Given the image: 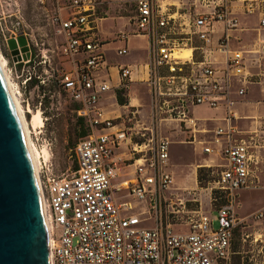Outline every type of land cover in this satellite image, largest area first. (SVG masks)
<instances>
[{"label":"built area","instance_id":"obj_1","mask_svg":"<svg viewBox=\"0 0 264 264\" xmlns=\"http://www.w3.org/2000/svg\"><path fill=\"white\" fill-rule=\"evenodd\" d=\"M236 3L245 15L258 16L264 29V0H190L186 6L135 0L132 34L148 42L143 83L151 123L146 127L139 125L136 111L108 116L101 106L107 92L127 88L139 71L136 65L115 64V82L110 70L101 76L110 68L97 36L102 0H56L60 55L68 63L57 73L56 87L76 106L74 113L89 131L71 149L74 169L54 173L46 166L38 173L49 264H229L233 237L245 223L236 212L239 195L264 189V145L255 132L243 135L235 122L246 118L232 109L259 77L246 64L250 51L231 47L238 28L232 11ZM118 40L125 44L115 53L126 55L128 34ZM28 46V54L20 60L15 55L9 68L22 87L40 79L35 48ZM259 53L263 61L264 42ZM200 106L221 109L223 124L199 129L193 111ZM162 118L179 122L185 143H198L203 153H213L211 145L221 150L224 163L210 188L209 213H162L167 201L182 209L186 201L166 195L173 184L167 170L170 141L154 126ZM130 167L131 178L114 182ZM134 201L145 203L147 217L132 212ZM250 217L261 219L263 213ZM258 264H264V241Z\"/></svg>","mask_w":264,"mask_h":264},{"label":"rangeland","instance_id":"obj_2","mask_svg":"<svg viewBox=\"0 0 264 264\" xmlns=\"http://www.w3.org/2000/svg\"><path fill=\"white\" fill-rule=\"evenodd\" d=\"M110 7L108 18L104 23L117 31L112 38L103 44L106 59L110 63L138 65L139 71L133 76V84L129 96L135 95L142 103L138 108L128 105L127 88L119 90L120 96L126 101V105H120L115 93L112 115H124L127 111H136V120L139 125L149 126L151 123L149 92L144 85V63L148 57V42L146 37H135L132 33L134 0H108ZM56 15V0H0V54L6 60V71L17 87L20 106L26 119L28 136L38 157V173L46 166H50L54 173L72 170L75 162L71 155V149L87 133V127L77 119L73 111L71 101L56 87L57 73L68 68V63L63 61L60 55V44L63 37L58 25L54 22ZM254 18V17H253ZM128 34V53L118 56L115 50L121 46L117 41L120 34ZM22 35L30 46L35 48L37 54V67L35 73L40 79H35L22 87L12 78L9 68L13 56L8 48V41ZM99 35V36H98ZM98 37L104 36L102 26L98 28ZM134 36V37H132ZM102 40V39H100ZM258 56L251 57L250 66L254 72L264 69V60ZM40 61V62H38ZM264 87V75L261 84L252 85L239 102L233 106V110L239 116H255L235 122L243 135H251L255 132L256 139L264 145V94L258 96L259 89ZM259 103V104H257ZM107 107V106H105ZM31 112H41L43 126H35ZM138 110L141 112L138 113ZM223 115L221 109L212 110L205 106L194 109L193 116L199 119V129L211 130L223 122L219 119ZM28 123V124H27ZM156 132L167 137L170 141V158L167 170L173 176V184L166 193L167 198L175 201L182 198L185 208L177 204L162 206L163 215L171 216L170 211H179L176 215L186 217L194 216L196 212L209 213L213 208L211 202V185L216 179L223 165L221 150L211 145L213 153L205 154L198 143H185L186 133L179 122L171 119L154 120ZM210 134V133H209ZM208 134V135H209ZM253 135V134H252ZM198 137L201 135L198 134ZM43 151L49 156L44 157ZM205 163L213 166L206 168ZM196 170V176L194 171ZM197 173L199 178L197 179ZM130 199V198H128ZM239 205L236 208L237 216L245 218L244 225L235 232L232 240V255L229 264H258L261 246L264 241V189L242 191L239 195ZM133 213L144 214L146 205L143 201H134ZM188 210L189 213L185 211ZM191 211V212H190ZM261 211L263 218L255 219L250 215ZM215 217V213H212ZM213 227H217L216 221Z\"/></svg>","mask_w":264,"mask_h":264},{"label":"water","instance_id":"obj_3","mask_svg":"<svg viewBox=\"0 0 264 264\" xmlns=\"http://www.w3.org/2000/svg\"><path fill=\"white\" fill-rule=\"evenodd\" d=\"M20 60L22 35L7 43ZM0 264H49L48 233L24 129L0 65Z\"/></svg>","mask_w":264,"mask_h":264},{"label":"crops","instance_id":"obj_4","mask_svg":"<svg viewBox=\"0 0 264 264\" xmlns=\"http://www.w3.org/2000/svg\"><path fill=\"white\" fill-rule=\"evenodd\" d=\"M115 1H120V0H115ZM189 1L190 0H167V3L168 4H176V5L178 4V5H182V6L185 5L186 6V5L189 4ZM108 7H110L109 1L108 0H102V4L98 8V12H99V14L101 16V19L98 21L97 35H98L99 26H102V30H103L104 36L101 37V38H99V37L98 38H99V40L102 39V40H100L102 42L101 49L104 52V54H105V51L103 50V44L108 42V41H103V40H106L107 38H112L114 36V33L117 31L116 27H112V29L109 30L107 25L104 23V21H106L108 19L106 17V15L109 13ZM232 11H233L234 16L237 18L238 28L233 33V39H232V42H231V47L235 48V49H244V50L250 51L249 54L246 55V57H247L246 64H247L248 68H250V71L253 74L259 75V77L256 78V80H258L257 83L250 84L247 87V91H246V94H247L248 89L250 88V86L261 84V79H262V77L264 75V69L260 68L257 72H254L253 68H251V66L249 64L251 57H254V56L257 57L258 56L259 60L262 57L260 55V53H259V50H260L261 44L264 42V29L259 27L258 16H256V15H252V16L245 15L243 13V11L241 10L239 3H236V4L233 5ZM134 15H135V0H134ZM134 15H133V18H134ZM133 30H134V26H133L132 31ZM134 36L135 37H143L144 38V36H142V35H134ZM134 36H132V37H134ZM216 36H217V34L214 36V40H215ZM128 37H130V36H128ZM117 41H119L121 43V46H119L118 48L124 46L125 42H122V41H120L118 39H117ZM126 45L128 47V40L126 41ZM105 57H106V55H105ZM106 62H107L108 65H110V68H107L108 70L104 68L103 70H101L100 74H101L102 77H105V75L107 74V71L110 70V73L112 74L113 80L115 82L116 79H117V70H116V68L114 66H112V65H115V63H110V62H108L107 59H106ZM136 66H138V65H136ZM132 81H133V78H132ZM132 81L127 86L128 96H129V92L131 90V86L133 84H136V83H133ZM144 85L147 87V85L145 83H144ZM115 93H116V91L107 92L103 96L102 101H101V106L103 107V109L105 110V112H106V114L108 116H115V115H112L113 112L111 111L112 107L114 106V102H116ZM257 93L259 94L258 96H261V95L263 96L264 87H261L259 89V92L257 91ZM113 100H114V102H113ZM141 103H142V101L138 97H136L135 95H132L131 97L129 96V98H128V105L131 106V107L133 106V107L138 108V105L141 104ZM257 104H259V103H257ZM125 105L126 104H124V106ZM105 106H107V107H105ZM140 112L141 111L138 110V113H140ZM240 117L250 118V117H255V116L243 115V116H240ZM118 154L121 156V155H124L125 153L123 151H119ZM132 170H133V167L128 168V170H124L128 174H125L124 176L121 175L116 180H114V182H118V181H121V180H124V179L131 178L132 177V173H131ZM194 175L196 176V170L194 171ZM118 201H121V200L118 199Z\"/></svg>","mask_w":264,"mask_h":264},{"label":"bare ground","instance_id":"obj_5","mask_svg":"<svg viewBox=\"0 0 264 264\" xmlns=\"http://www.w3.org/2000/svg\"><path fill=\"white\" fill-rule=\"evenodd\" d=\"M5 64H6V60L0 54V65L2 67V70H3L4 74H5L6 81H7V84L9 86L12 99L14 101V104L16 106L17 112L19 114V117H20V120H21L23 129H24V133H25V138H26V143H27L28 151H29L30 158H31V161H32V164H33V168H34V172H35V175H36V180H37V184H38V188H39V176H38V169H39L38 167L39 166H38V161H37L38 160V157L36 159V153H35V151L33 149V146L31 144V141H30L29 136H28V129L26 127V119H25V115L23 113V110H22V108L20 106V102H19L20 100H19V96H18L19 94L17 92L18 91L17 90V87L11 81V79H10V77L8 75V72L6 71ZM29 111L31 112L32 110H29ZM32 116H33V123H34V125L35 126L42 127L43 126V118H42L41 112L40 111L33 112L32 113ZM43 154H44V157L45 158H47L49 156V154L47 153V151H43Z\"/></svg>","mask_w":264,"mask_h":264},{"label":"trees","instance_id":"obj_6","mask_svg":"<svg viewBox=\"0 0 264 264\" xmlns=\"http://www.w3.org/2000/svg\"><path fill=\"white\" fill-rule=\"evenodd\" d=\"M117 101H118V103H119L120 105H124V104H126V101L123 100V98L120 96V92H119V90H118V93H117ZM72 105H73V110H74V109L76 108V106H75L73 103H72ZM77 119L84 123V125L87 127V133H88L89 128H88L87 124L85 123L84 119L81 118V117H78V116H77ZM87 133H86L85 135H87ZM85 135H84V136H85ZM84 136H83V137H84ZM74 168H75V167H74ZM198 178H199V174L197 173V179H198Z\"/></svg>","mask_w":264,"mask_h":264}]
</instances>
